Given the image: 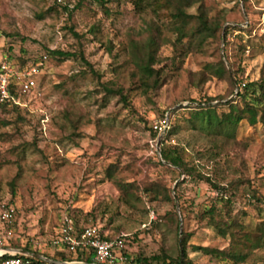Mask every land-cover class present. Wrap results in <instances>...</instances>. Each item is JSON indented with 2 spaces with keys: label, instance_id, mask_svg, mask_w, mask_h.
Listing matches in <instances>:
<instances>
[{
  "label": "rangeland",
  "instance_id": "obj_1",
  "mask_svg": "<svg viewBox=\"0 0 264 264\" xmlns=\"http://www.w3.org/2000/svg\"><path fill=\"white\" fill-rule=\"evenodd\" d=\"M204 6L222 23L221 44L209 40L193 51L195 37L178 40L175 22L149 6L137 9L132 0H0V61L5 53L32 61L47 49L61 48L82 52L90 63L78 55L44 58L30 91L15 85L17 109L0 108V118L10 121L0 129V247L27 245L53 253L61 217L68 214L80 226L129 235L131 256H177L187 233L186 252L194 264H221L194 248L228 243L199 215L217 193L206 178L162 158L158 146L164 133L155 137L150 127L163 114L171 116L165 146L178 150L204 177L229 186L225 215L249 213L250 224L264 220V202L253 196L257 191L264 199V125L243 121L236 141L213 140L192 127L189 109L174 113L226 91V82L215 76L199 87L190 80L191 72L220 55L245 81L264 73V0H204ZM230 26L235 28L226 35ZM151 35L158 42L156 67L164 81L144 91L129 43ZM106 81L121 86L125 96L106 93L101 87ZM109 168L138 189L121 194ZM159 181L172 190L174 202L153 200L143 191ZM3 206L14 209L12 228L2 218ZM241 264H264V248Z\"/></svg>",
  "mask_w": 264,
  "mask_h": 264
},
{
  "label": "trees",
  "instance_id": "obj_2",
  "mask_svg": "<svg viewBox=\"0 0 264 264\" xmlns=\"http://www.w3.org/2000/svg\"><path fill=\"white\" fill-rule=\"evenodd\" d=\"M100 3H105L106 0H97ZM246 1V0H245ZM134 6L143 10L146 6L152 8L157 16H164L170 18L175 25V31L179 35L178 40L183 36L196 38L195 43L189 50L197 51L203 48L204 44L209 40L218 43L220 48L221 31L223 29L222 23L217 16L211 17L208 10L204 6V0H132ZM194 5H198L197 13H189V9ZM67 8V7H65ZM193 21V23H191ZM235 27L230 26L225 28L226 35L229 33V29ZM158 42L155 36H149L146 41H134L129 43V55L130 60L134 66L135 74L137 76L140 86L144 91L158 88L164 81L161 75L159 67L156 64L158 59ZM81 56L86 62L84 54L80 52L65 51L61 48L47 49L45 55L36 58L32 61L18 58H13L10 53H5L3 59H7L11 65L16 69L23 71L27 68L39 65L44 58H56L58 60L69 59L74 56ZM94 71L93 69H91ZM96 74L97 72L94 71ZM191 84L195 87H199L206 83L211 77L215 76L219 79H223L227 88L222 94L210 96L203 101H199L197 104H191L188 106H181L177 110L189 109L190 117L189 121L192 123V127L203 132L206 135L212 137L213 140L228 139L236 141V132L238 127L243 121H247L250 125H256L258 123L264 125V73L260 75L259 79L253 81H245L243 77H240L237 70H230L221 55L217 62L209 63L205 65L201 70L197 72H191ZM15 81L10 85L11 98L0 104V108L3 111H9L11 109H17V101L19 89L15 87ZM236 85H239V92L231 99L221 102L223 99L228 98L234 94ZM102 89L109 94H118L124 97L123 88L118 86L115 82L106 81L101 83ZM219 100L220 102L214 103ZM161 120L167 119L168 127L164 132L160 131L155 124L150 127L153 135L160 136L161 139V154L162 158L170 162L176 169L181 168L185 173L189 175L199 176V178H206L215 189L217 197L214 202L205 204L200 210V218L205 221L207 227L213 232L227 239V244L224 247H212L209 245H195V249L201 252L202 255L211 257L219 261L221 264H241L244 263L255 250L264 248V220L259 219L255 221V224L246 222V218L250 217L249 213L244 212L240 216H227L224 213L226 205L231 203V198L227 196V190L229 186L221 185L220 183L212 180L209 177H204L189 166L181 157L178 150L165 146L164 139L165 134L169 132L171 126V116L162 115ZM10 121L5 118H0V129L8 126ZM2 133L0 132V137ZM162 164L161 161H159ZM109 179L121 192V194L127 193L130 189H138L134 183L125 182L121 178L114 175V170L109 168L107 170ZM145 191L153 200L165 199L174 202L172 190L162 181L150 183L144 186ZM257 192V191H255ZM253 193V196L257 197L256 200L259 203L264 202L257 193ZM176 214V211L174 212ZM68 214H64L62 218ZM14 218V217H13ZM7 221L9 228L13 227L14 219ZM253 220V218H250ZM61 226V222H60ZM102 237L105 239H115L122 237L124 240L123 253L129 257V261L132 264H180L181 256H183V264H194L193 260L188 257L186 252V245L188 234L183 233L181 244V253L177 256L166 254L162 257L153 256L152 259L141 256L140 253L135 256H131L129 253V235H109L101 230ZM59 234V232H58ZM57 234V235H58ZM179 235V230L177 231ZM8 248L12 246L5 245ZM55 251L48 253L47 251L37 250L31 246L14 247L26 250L28 252H34L43 254L52 259L58 261H75L82 260L87 263L93 261L92 249H77L76 251L62 250L54 246ZM19 256L28 257L34 261L35 264H51L47 261L34 257L28 254L17 253ZM10 256L6 253L2 258Z\"/></svg>",
  "mask_w": 264,
  "mask_h": 264
},
{
  "label": "built area",
  "instance_id": "obj_3",
  "mask_svg": "<svg viewBox=\"0 0 264 264\" xmlns=\"http://www.w3.org/2000/svg\"><path fill=\"white\" fill-rule=\"evenodd\" d=\"M39 65L27 68L23 71L16 69L7 59L0 61V104L11 98L10 85L13 81L19 84L23 92L30 91L35 86V75L38 73ZM160 131L164 132L168 127L167 119L155 124ZM14 216L12 207L3 206L2 218L11 221ZM125 235V234H123ZM53 245L68 251L77 249H92L93 261L87 263L82 260H75L80 264H132L129 257L123 253L124 240L122 237L105 239L102 237L101 229L96 225L80 226L70 215H65L61 220L59 234L53 240ZM6 253L10 256L0 259V264H35L28 257L17 255L12 248L0 247V258ZM25 254V253H23Z\"/></svg>",
  "mask_w": 264,
  "mask_h": 264
},
{
  "label": "water",
  "instance_id": "obj_4",
  "mask_svg": "<svg viewBox=\"0 0 264 264\" xmlns=\"http://www.w3.org/2000/svg\"><path fill=\"white\" fill-rule=\"evenodd\" d=\"M238 92H239V85H236V90H235V94L234 95H236ZM158 152L162 156L161 149H160L159 146H158ZM12 250H14L16 252H20V253H25V254H28V255H31V256H34V257H38V258L43 259V260H45V261H47L48 263H51V264H80V263L73 262V261H63V262L62 261H58V260L52 259V258H50L48 256H45L43 254H38V253H34V252H28L26 250L19 249V248H12ZM180 264H183V256H181Z\"/></svg>",
  "mask_w": 264,
  "mask_h": 264
}]
</instances>
